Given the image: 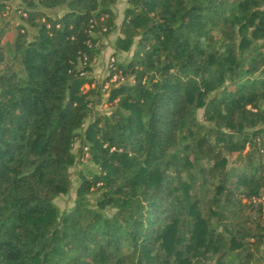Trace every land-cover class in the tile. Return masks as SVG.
Segmentation results:
<instances>
[{
	"label": "trees",
	"instance_id": "obj_1",
	"mask_svg": "<svg viewBox=\"0 0 264 264\" xmlns=\"http://www.w3.org/2000/svg\"><path fill=\"white\" fill-rule=\"evenodd\" d=\"M113 2L20 0L0 40V264H264V0ZM75 141L95 168L58 210Z\"/></svg>",
	"mask_w": 264,
	"mask_h": 264
},
{
	"label": "rangeland",
	"instance_id": "obj_2",
	"mask_svg": "<svg viewBox=\"0 0 264 264\" xmlns=\"http://www.w3.org/2000/svg\"><path fill=\"white\" fill-rule=\"evenodd\" d=\"M15 3L18 2V0H14ZM120 4H122V2H120ZM121 15V11L119 13V16ZM115 34L114 33H110L106 36H102L105 38H101L100 39V44L98 46L99 51L98 53L92 58L90 64H91V72L90 74L93 75L95 77V79H99L102 80L107 76L108 73V69H107V61L108 58L110 57V54L113 55V58H115V60H122V61H127L131 54H132V49H133V45L130 46V48L128 50H123V51H118L117 54H113V39H114ZM102 40V41H101ZM130 78V77H129ZM109 80H105L103 81L101 90H102V94H101V100L100 102L96 105V108H98V110L100 112H106L109 110L110 105L108 104V102L105 100L106 96H107V89L109 88V86L112 83H116L118 82V80L111 82ZM88 85L87 84H83L81 86L82 89L87 88ZM202 108H198L196 110V116L198 119L202 118ZM247 148V145L244 146L243 151ZM73 151L75 154V158H74V162L72 163V165H70L69 167V175H70V187L68 189L67 192L65 193H61L58 194L57 196H55L53 198V202L54 204L57 206L58 210H63L68 208L74 199V189L75 186L78 182L79 176H78V172L80 170L81 173L86 174L88 170L94 169L95 166L94 164L91 162V160L89 159V157L86 160H80L79 156H78V152H77V141H75L73 143ZM232 158V157H231ZM97 192L95 191H91L88 194H86L88 202L93 205L94 203V199L96 197ZM262 200L264 199V172H263V178H262V183L260 185V187L258 188V193L257 194H253L250 195L249 197H241V201L245 202L247 205V209H249L251 205H254L255 207V202H257L258 200ZM112 209L109 207H106L104 209L105 212L109 213ZM247 211V210H246ZM251 215H255V210L253 208V206L250 209ZM260 217V215H259ZM261 223L264 226V219H261ZM264 251V248H262Z\"/></svg>",
	"mask_w": 264,
	"mask_h": 264
},
{
	"label": "crops",
	"instance_id": "obj_3",
	"mask_svg": "<svg viewBox=\"0 0 264 264\" xmlns=\"http://www.w3.org/2000/svg\"><path fill=\"white\" fill-rule=\"evenodd\" d=\"M19 1L20 0H18V2ZM120 2H122V4H120ZM17 3H15L14 0H9L7 8L2 9L0 11V40L1 41L2 40H11V38L14 34V31H15L14 26H15V24H17L19 22V17L17 16V13L15 11V6ZM126 5H127L126 0H114L113 8L116 12V17H115L116 24L119 23L122 15H123V9ZM62 9H63V6H54L53 8H49L46 10L51 12V13L52 12L59 13ZM120 11H121V15L119 16ZM29 33H31L30 29H29ZM110 33H114L116 35L118 33L117 28L114 29ZM98 37L100 39L105 38V37H102L101 35H99ZM116 54H117V52H116Z\"/></svg>",
	"mask_w": 264,
	"mask_h": 264
},
{
	"label": "built area",
	"instance_id": "obj_4",
	"mask_svg": "<svg viewBox=\"0 0 264 264\" xmlns=\"http://www.w3.org/2000/svg\"><path fill=\"white\" fill-rule=\"evenodd\" d=\"M8 6V4L5 6L4 9H6ZM114 61H115V58H113V55L110 54V57L108 58V61H107V69H108V73H109V77L107 80L113 82V81H116V80H122L123 77L121 75V72L119 69H116L115 65H114ZM83 64L85 63V57L83 56L82 57V61H81ZM82 74H85L86 71L83 70L81 72ZM79 158L80 160H86L88 157H89V152H88V149H87V145H82L81 147V152L79 153ZM264 200V199H262ZM261 199L258 200V201H262Z\"/></svg>",
	"mask_w": 264,
	"mask_h": 264
}]
</instances>
